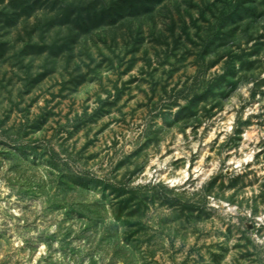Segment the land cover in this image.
<instances>
[{
	"label": "rangeland",
	"instance_id": "obj_1",
	"mask_svg": "<svg viewBox=\"0 0 264 264\" xmlns=\"http://www.w3.org/2000/svg\"><path fill=\"white\" fill-rule=\"evenodd\" d=\"M0 264H264V0H0Z\"/></svg>",
	"mask_w": 264,
	"mask_h": 264
},
{
	"label": "bare ground",
	"instance_id": "obj_2",
	"mask_svg": "<svg viewBox=\"0 0 264 264\" xmlns=\"http://www.w3.org/2000/svg\"><path fill=\"white\" fill-rule=\"evenodd\" d=\"M214 135H215L214 132L210 133L209 140H211V139L214 137ZM251 157H252L251 154H249V155L247 154V155L245 156V161H249V160L251 159ZM197 168H200V167L198 166ZM212 170H213V169L203 170V171H202L203 173L200 174V175H198L197 177H199V176H200V177H203V176L205 177V176H207L210 172H212ZM199 171L201 172V168H200ZM179 175L182 176L183 178L186 177V176H188L187 170H182V171H180ZM161 176H162V175H161ZM166 176H167L166 174H165V175L163 174L162 178L165 179ZM203 180H204V179H203ZM179 181H180V180L173 179V180H171L170 182L176 184V183H178Z\"/></svg>",
	"mask_w": 264,
	"mask_h": 264
}]
</instances>
